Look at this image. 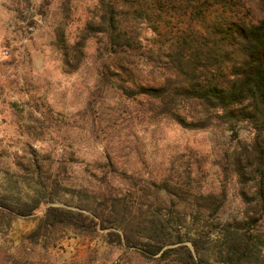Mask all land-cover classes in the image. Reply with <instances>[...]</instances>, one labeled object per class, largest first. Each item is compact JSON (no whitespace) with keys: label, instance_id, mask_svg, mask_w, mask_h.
Returning <instances> with one entry per match:
<instances>
[{"label":"rangeland","instance_id":"1","mask_svg":"<svg viewBox=\"0 0 264 264\" xmlns=\"http://www.w3.org/2000/svg\"><path fill=\"white\" fill-rule=\"evenodd\" d=\"M229 1L237 19L252 23L264 19V1ZM93 6V0H0V197L48 200L42 182L53 193L50 205L85 209L89 214L106 185L112 195L123 199L130 225L155 211L160 203L154 202L155 197L168 203L164 180L169 187L190 185V194L218 190L220 158L232 151L237 140H248L250 130L239 126L234 137L215 125L182 128L150 118L138 105L144 103L141 99L118 100L107 84L102 88L98 83L105 58L101 61L97 56L94 39L86 41L84 58L77 66L65 65L56 29L66 24L64 37L70 42L81 37L79 30ZM161 23L156 35L144 31L140 36L150 40L156 61L163 60L175 37L191 36L183 18ZM130 63L136 82H160L157 68L151 73L134 55ZM54 181L60 186L51 193ZM46 206L28 217L0 214V264H176L172 258L141 259L110 243L107 231L87 235L57 229L32 239ZM237 206L231 194L217 221ZM162 208L163 217H172L167 205ZM207 220L205 216L202 223ZM199 225L189 217L186 224L174 227L187 240ZM216 241V234L210 235V264H218L213 256Z\"/></svg>","mask_w":264,"mask_h":264},{"label":"trees","instance_id":"2","mask_svg":"<svg viewBox=\"0 0 264 264\" xmlns=\"http://www.w3.org/2000/svg\"><path fill=\"white\" fill-rule=\"evenodd\" d=\"M93 2L90 18L79 30L81 37L70 42L64 37L66 24L56 29L60 31L56 34L57 47L65 65L77 66L84 58L86 41L94 39L97 56L101 61L105 58L103 69H98V83L102 88L107 84L118 100L133 103L141 99L144 103L138 105L150 118L182 128L215 125L236 137L238 127L244 126L251 137L237 140L232 151L220 158L218 190L190 194V185L169 187L164 180L168 203L154 196V202H160L155 211L132 225L126 224L123 199L112 195L106 185L101 186L97 197L100 201L89 214L85 209L50 205L54 201L52 192L60 186L57 181L53 182L51 195L48 186L40 182L48 200L34 197L22 202L0 197V214L28 217L47 205L32 239L43 231L57 229L87 235L107 231L110 243L124 246L141 259L172 258L176 264H210L207 243L210 235L216 234V263L264 264V19L258 23L237 19L235 11H230L234 7L229 0ZM172 17L183 18L191 36L175 37L163 60L156 61V53L147 42L150 40L141 38V32L156 35L161 22ZM133 55L151 73L157 68V85L132 79L129 67ZM160 63L162 66L156 67ZM231 194L237 200V209L217 221L216 215L225 208ZM164 205L172 217L162 216ZM205 216L208 220L202 223ZM189 217L201 225L194 237L186 240L175 227L186 224Z\"/></svg>","mask_w":264,"mask_h":264}]
</instances>
